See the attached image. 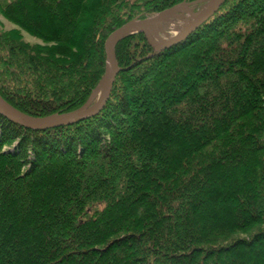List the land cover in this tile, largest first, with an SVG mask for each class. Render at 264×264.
<instances>
[{
    "label": "trees",
    "instance_id": "obj_1",
    "mask_svg": "<svg viewBox=\"0 0 264 264\" xmlns=\"http://www.w3.org/2000/svg\"><path fill=\"white\" fill-rule=\"evenodd\" d=\"M199 0H0V98L82 107L107 37ZM96 116L43 131L0 116V264H264V0H224L184 42L144 35Z\"/></svg>",
    "mask_w": 264,
    "mask_h": 264
},
{
    "label": "water",
    "instance_id": "obj_2",
    "mask_svg": "<svg viewBox=\"0 0 264 264\" xmlns=\"http://www.w3.org/2000/svg\"><path fill=\"white\" fill-rule=\"evenodd\" d=\"M223 2L224 0H211L210 5L204 11L197 13L198 16L178 35L161 42H156L152 39L149 27L152 24L159 22L165 16L167 11L144 20H131L112 32L104 43L105 66L103 76L89 99L79 109L64 114L33 118L15 110L0 98V116L20 127L36 131H43L60 126H70L96 116L102 111L107 103L114 80L120 71L115 60L114 49L121 40L130 35L141 33L144 35L146 42L153 49L154 53L163 52L184 42L193 32L197 31L199 27L206 23L219 10ZM180 6L181 5H177L174 8H180Z\"/></svg>",
    "mask_w": 264,
    "mask_h": 264
},
{
    "label": "rangeland",
    "instance_id": "obj_3",
    "mask_svg": "<svg viewBox=\"0 0 264 264\" xmlns=\"http://www.w3.org/2000/svg\"><path fill=\"white\" fill-rule=\"evenodd\" d=\"M5 2H12L13 0H4ZM209 3V0H202V1H197L194 3H182L179 4L181 5L180 7H185L190 9L191 11H193V13H199L200 11H202V9L206 6V4ZM176 7V6H175ZM189 14H187L186 12H182L179 10V8H172L170 10H167L165 16L160 20L163 21L164 24V30L162 31V33L159 34V37L162 38L163 40H166L168 38L173 37L171 32L168 30V26L169 21H174L173 17H183V18H187L188 20H190V17L188 16ZM177 19V18H176ZM181 19H177L176 22L180 21ZM0 29L4 30V31H12V30H19L22 40L28 44H37V45H41V41L30 36L29 34H27L26 32L18 29V27L14 26L13 24H11L10 22H7L1 15H0ZM171 34V35H170ZM96 101V100H95Z\"/></svg>",
    "mask_w": 264,
    "mask_h": 264
},
{
    "label": "bare ground",
    "instance_id": "obj_4",
    "mask_svg": "<svg viewBox=\"0 0 264 264\" xmlns=\"http://www.w3.org/2000/svg\"><path fill=\"white\" fill-rule=\"evenodd\" d=\"M210 1L211 0H209V3L206 4V6L202 9V11H204L210 5ZM179 10L182 11V12H186L187 14H189L188 16L190 17V20H188L187 18H183V17H173L174 18V21H169V24L170 25L168 26V30L171 32L172 36L178 35L188 24H190L198 16L197 13L195 14V13H193V11H191L190 9L185 8V7L184 8L183 7H180ZM176 18L177 19L179 18L181 20L178 21V22H176L177 21ZM164 19L162 21H159L157 23L152 24L149 27V31L151 33V37L156 42L164 41L162 38L159 37V34L162 33V31L165 28L164 27V24H163Z\"/></svg>",
    "mask_w": 264,
    "mask_h": 264
}]
</instances>
